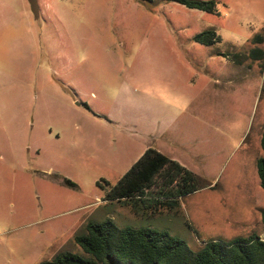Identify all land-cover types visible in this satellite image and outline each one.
<instances>
[{
  "label": "rangeland",
  "instance_id": "1",
  "mask_svg": "<svg viewBox=\"0 0 264 264\" xmlns=\"http://www.w3.org/2000/svg\"><path fill=\"white\" fill-rule=\"evenodd\" d=\"M215 2L0 0V264L82 252L74 235L106 217L194 249L264 239V0ZM148 147L208 186L171 211L106 200Z\"/></svg>",
  "mask_w": 264,
  "mask_h": 264
},
{
  "label": "trees",
  "instance_id": "2",
  "mask_svg": "<svg viewBox=\"0 0 264 264\" xmlns=\"http://www.w3.org/2000/svg\"><path fill=\"white\" fill-rule=\"evenodd\" d=\"M188 8L218 14L215 0H170ZM195 42L212 45L220 40L213 29L192 36ZM262 41V37L259 38ZM250 57L264 60V47L252 48ZM237 61L241 55L222 54ZM264 150V127L260 136ZM259 184L264 189V157L256 160ZM69 185H75L66 180ZM198 176L177 160L148 147L130 169L110 186L105 199L118 202H140L146 209L176 210L180 199L201 187ZM264 225V210L261 212ZM191 227L189 222H186ZM82 252L61 251L39 264H264V239L257 234L231 239H209L199 248L166 230L125 225L119 227L106 217L88 221L82 232L73 237Z\"/></svg>",
  "mask_w": 264,
  "mask_h": 264
},
{
  "label": "water",
  "instance_id": "3",
  "mask_svg": "<svg viewBox=\"0 0 264 264\" xmlns=\"http://www.w3.org/2000/svg\"><path fill=\"white\" fill-rule=\"evenodd\" d=\"M30 3V7L32 11L37 14V5H36V0H28Z\"/></svg>",
  "mask_w": 264,
  "mask_h": 264
},
{
  "label": "crops",
  "instance_id": "4",
  "mask_svg": "<svg viewBox=\"0 0 264 264\" xmlns=\"http://www.w3.org/2000/svg\"><path fill=\"white\" fill-rule=\"evenodd\" d=\"M157 150H159V149H157ZM160 151V150H159ZM161 152V151H160ZM168 156V155H167ZM172 158V157H171ZM174 159V158H173ZM176 160V159H175ZM179 162V161H178ZM186 167V166H185ZM189 169V168H188ZM196 174V173H195Z\"/></svg>",
  "mask_w": 264,
  "mask_h": 264
}]
</instances>
